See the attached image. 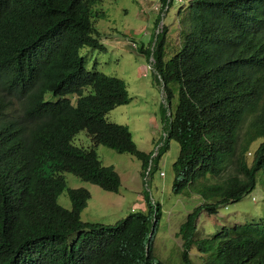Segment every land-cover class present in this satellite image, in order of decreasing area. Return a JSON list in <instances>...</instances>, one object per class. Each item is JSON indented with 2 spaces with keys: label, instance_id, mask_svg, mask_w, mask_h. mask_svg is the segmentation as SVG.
I'll list each match as a JSON object with an SVG mask.
<instances>
[{
  "label": "trees",
  "instance_id": "trees-1",
  "mask_svg": "<svg viewBox=\"0 0 264 264\" xmlns=\"http://www.w3.org/2000/svg\"><path fill=\"white\" fill-rule=\"evenodd\" d=\"M93 1L0 0V264H163L152 248L161 207L145 190L144 208L113 224L80 219L89 197L85 187L68 189L69 209L56 202L66 187L63 172L105 191L119 188L118 173L92 146L71 143L80 129L92 145L142 158V171L149 156L135 148L126 126L107 118L128 101L124 82L87 68L79 53L87 44L103 48L90 35L96 31ZM262 2L189 0L181 11L184 41L167 58L173 49L167 25L155 35L153 30L146 44L139 40L138 51L146 61L153 58L171 115L156 164L169 141L176 142L171 190L188 191L199 201L176 234L182 264H192L193 248L207 255L204 264H264V224L228 225L196 238L199 212L239 200L255 188L257 171H264V108L241 143L244 111L230 100L239 90L264 89V66L253 55L264 54ZM159 3L162 8L165 0ZM243 15L256 16L259 25ZM47 92L56 99H45ZM258 138L248 165L244 153Z\"/></svg>",
  "mask_w": 264,
  "mask_h": 264
},
{
  "label": "rangeland",
  "instance_id": "rangeland-1",
  "mask_svg": "<svg viewBox=\"0 0 264 264\" xmlns=\"http://www.w3.org/2000/svg\"><path fill=\"white\" fill-rule=\"evenodd\" d=\"M188 1L170 0L164 10V7L159 9V0H96L94 10L101 14L94 13L91 17L96 32H91L90 35L97 37L103 48L87 44L79 49V53L86 58L87 68L118 77L127 87L128 101L112 108L107 113V118L128 128L131 140L139 151L148 153L158 138V142L160 141L163 131H167L166 127L170 125L171 119L170 108L162 96V86L158 79H154L145 57L138 51L139 40L146 44L153 30L155 35L167 25L169 30L166 33V42L173 49L167 50L166 58L174 53L184 41L181 33L183 34L185 30L180 20L183 14L181 11ZM155 14L159 15V20L153 26ZM129 41L132 43L134 41L137 48L133 49ZM156 75L158 76V73ZM45 99L54 100L56 97L47 92ZM245 130L243 127L239 133L241 143ZM258 142L259 140L253 142L254 148ZM71 143L92 146L104 165L113 166L120 176L121 183L117 192H109L74 173L64 172L66 187L56 198L60 206L69 209L68 189L84 186L90 191V197L86 199V204L80 211L81 220L113 224L132 211L131 207L135 208L133 210L144 208L143 176L140 175L142 158L117 153L101 144L92 145L90 137L83 129L72 136ZM177 151V143L170 140L167 150L161 154L158 165L152 168L148 182L152 198L161 207L152 248L155 258L163 264H182L181 241L176 234L185 215L199 202L197 196L193 194L187 196L188 191L175 194L171 190L172 163L177 157ZM248 152L251 154L252 149ZM246 159L251 163L252 154L249 156L246 153ZM160 170L164 176L160 175ZM257 220H264L263 170L256 173L255 188L239 201H228L219 205L216 212L210 216L204 212L198 214L196 238L212 237L220 232L222 224L231 225ZM204 256H200L194 248L190 251L192 264H204Z\"/></svg>",
  "mask_w": 264,
  "mask_h": 264
},
{
  "label": "clouds",
  "instance_id": "clouds-1",
  "mask_svg": "<svg viewBox=\"0 0 264 264\" xmlns=\"http://www.w3.org/2000/svg\"><path fill=\"white\" fill-rule=\"evenodd\" d=\"M169 0H165V3L162 5V7H164V10L167 8V2H168ZM245 2H247V3H250L251 5H253V6H256V7H259V6H261L262 5V0H244ZM95 2H96V0H94L93 1V4H92V7H91V11H93L92 13L94 14V13H96V14H101V12H99V11H95L94 10V4H95ZM159 2H160V0H159ZM207 7H209V5H207ZM207 7H205V8H207ZM159 9H161L160 8V3H159ZM184 9V8H183ZM231 15V14H230ZM239 14H233V16L235 17V20H234V23L236 24V26L237 27H239V24H238V16ZM93 16V15H92ZM91 16V17H92ZM243 16H245V20L248 22V23H250V24H252V25H259L257 22H256V16H254V15H243ZM90 17V18H91ZM91 21H92V18H91ZM240 28V27H239ZM96 29V28H95ZM155 31V30H154ZM160 30H158L157 32H159ZM96 32V31H95ZM97 40H98V38H97ZM130 42V44H131V46L133 47V49L134 48H137V46H136V43L133 41V43L131 42V41H129ZM98 43H99V41H98ZM100 44V43H99ZM133 44V45H132ZM100 45H102V44H100ZM136 46V47H135ZM248 44L247 43H242V42H239V47L241 48V49H246V48H248ZM81 54V53H80ZM83 57H84V55L83 54H81ZM253 55L255 56V60H256V62L257 63H259V64H262L263 66H264V54H261V53H259L257 50H254L253 51ZM151 61H153V58L152 57H149V60L147 61V63L149 64V66H150V68L149 69H151L152 70V72H153V74H154V76L159 80V82H160V84H161V86H162V81H161V78H160V75L158 74V76L156 75V73H157V71H155V69H154V67L151 65ZM162 88H163V86L161 87V91H162ZM162 96H163V98L165 99V97H164V94H163V92H162ZM74 97H76V95H71V99L73 98V100H74ZM230 100H232L234 103H235V105L237 106V108L239 109V110H242V111H244V115H243V117H242V120H243V122H242V124H241V128H240V130H239V133H240V131H241V129L243 128V127H245L246 128V130H245V133H244V135H243V139L245 138V134H246V136L248 137V133H249V131H250V125H251V122L253 121V119L255 118V116L259 113V111L262 109V108H264V89L263 90H260V91H255V90H252V89H248V90H239V91H236L235 93H233L232 94V97H231V99ZM74 102V101H73ZM118 106V105H117ZM110 111V110H109ZM239 133H238V140H239ZM88 135V134H87ZM89 136V135H88ZM165 136H166V131H163V133H162V135H161V137H160V141L158 142V139L156 140V142H155V144H154V147H152V149L148 152V153H146V154H148L149 156H148V160H147V165H146V167H145V169L142 171V167H141V171H140V175H142L143 176V185H144V188H143V190H145L147 193H148V195H149V197H150V201H151V203H153V198H152V196H151V191H150V188H149V185H148V182H149V174H150V172L152 171V168L153 167H156L157 165H158V162H157V164H156V157H157V152L159 151V149H160V147H161V145L163 144V141H164V139H165ZM255 140H261L260 138H258V139H255ZM254 140V141H255ZM254 141H252V143L249 145V148L246 150V152L244 153L245 155H244V159H245V161L247 162V164L248 165H250V164H252V161H253V157H254V154L253 153H251L252 154V159H251V163H248V161H247V159H246V153L250 156L251 154H250V152H248L250 149H252V151H253V149H254V146H253V142ZM259 143V142H258ZM93 144V143H92ZM256 147V146H255ZM136 148V147H135ZM167 148H168V144H167V147H166V149L164 150V151H166L167 150ZM138 150V149H137ZM142 151V150H141ZM144 152V151H143ZM162 153H164V152H162ZM162 156V155H161ZM161 156H160V158H161ZM98 157V156H97ZM159 158V159H160ZM142 161V160H141ZM159 161V160H158ZM142 163V162H141ZM155 164H156V166H155ZM113 167V166H112ZM64 173V172H63ZM76 175V174H75ZM119 175V174H118ZM160 175H163L164 176V173H163V171L162 170H160ZM64 176V175H63ZM120 177V176H119ZM65 178V177H64ZM81 178V177H80ZM84 180V179H83ZM87 181V180H86ZM90 182V181H89ZM93 183V182H92ZM120 183H121V181H120ZM96 185V184H95ZM98 186V185H97ZM119 186H120V184H119ZM78 187H84V186H78ZM99 187V186H98ZM74 188V187H73ZM86 188V187H85ZM87 189V188H86ZM119 189V188H118ZM64 190V189H63ZM88 190V189H87ZM103 190V189H102ZM89 191V190H88ZM118 191V190H117ZM116 191V192H117ZM109 192H112V191H109ZM67 193H68V191H67ZM245 195V194H244ZM243 195V196H244ZM242 196V197H243ZM89 197H90V191H89ZM241 197V198H242ZM88 198V197H87ZM86 198V199H87ZM143 198H144V195H143ZM142 198V199H143ZM240 198V199H241ZM239 199V200H240ZM239 200H237V201H239ZM228 201H230V202H236V200H233V199H229ZM228 201H225V202H222V203H220V204H218L216 207H215V210L213 211V212H211L210 214H212V213H214V212H216V210H217V207L219 206V205H221V204H225V203H227ZM144 203V202H143ZM85 204H86V200H85ZM85 206V205H84ZM83 206V207H84ZM82 207V208H83ZM132 211H136V210H133V209H135V208H133V207H131L130 208ZM142 209V208H141ZM137 210H140V209H137ZM81 211V210H80ZM132 211H130V212H132ZM201 212H204V213H206L205 211H201ZM200 213V212H199ZM207 215H209L210 216V214H208V213H206ZM79 215H80V213H79ZM126 216V215H125ZM198 216V215H197ZM184 220V219H183ZM196 220H197V217H196ZM84 221V220H83ZM97 223H99V222H97ZM244 223H250V224H253V225H263L264 224V220H257V221H250V222H244ZM255 223H257V224H255ZM236 224H241V223H234V224H229V226L231 227V226H233V225H236ZM224 226H228L227 224H222V226H221V229H222V227H224ZM197 230L198 229H196V233H197ZM150 235H151V232H150ZM196 250V249H195ZM197 252V251H196ZM189 256H190V253H189ZM191 259V258H190ZM193 263V262H192ZM205 263V262H204Z\"/></svg>",
  "mask_w": 264,
  "mask_h": 264
}]
</instances>
